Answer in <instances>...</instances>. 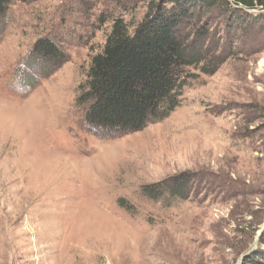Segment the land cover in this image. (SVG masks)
Instances as JSON below:
<instances>
[{"label":"rangeland","instance_id":"obj_1","mask_svg":"<svg viewBox=\"0 0 264 264\" xmlns=\"http://www.w3.org/2000/svg\"><path fill=\"white\" fill-rule=\"evenodd\" d=\"M149 1H14L0 19V264H238L253 247L243 264L264 252V21L235 34L206 17L228 59L193 71L179 107L141 131L91 128L76 103L112 20L137 25ZM40 38L62 63L32 52ZM185 171L186 200L141 194Z\"/></svg>","mask_w":264,"mask_h":264},{"label":"trees","instance_id":"obj_2","mask_svg":"<svg viewBox=\"0 0 264 264\" xmlns=\"http://www.w3.org/2000/svg\"><path fill=\"white\" fill-rule=\"evenodd\" d=\"M14 1L36 0H0V19ZM257 7L264 10V0H150L137 25L114 18L78 89L77 105L87 106L85 122L121 135L166 119L179 107L193 71L213 75L229 57L227 49L215 42L206 17H226L237 34L241 27L253 28L264 21V14L250 12ZM32 52L54 64L63 62L60 48L48 38L37 40ZM193 179L194 174L185 171L142 186L141 194L171 205L188 198ZM117 204L132 213L125 200ZM263 261L264 252H258L243 264Z\"/></svg>","mask_w":264,"mask_h":264},{"label":"water","instance_id":"obj_3","mask_svg":"<svg viewBox=\"0 0 264 264\" xmlns=\"http://www.w3.org/2000/svg\"><path fill=\"white\" fill-rule=\"evenodd\" d=\"M263 229L264 228H262L261 231H263ZM257 241H258V237H256V239H255V242H254L255 245L257 244ZM252 249H253V247L248 252H246L245 254H243V256L240 258L238 264L241 263V261L243 260V258L247 257L250 254V252L252 251Z\"/></svg>","mask_w":264,"mask_h":264}]
</instances>
